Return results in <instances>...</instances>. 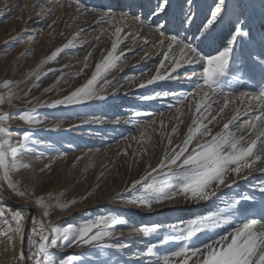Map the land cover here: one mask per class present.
<instances>
[{
  "label": "rangeland",
  "instance_id": "obj_1",
  "mask_svg": "<svg viewBox=\"0 0 264 264\" xmlns=\"http://www.w3.org/2000/svg\"><path fill=\"white\" fill-rule=\"evenodd\" d=\"M158 2L159 0H79L84 8L78 10L77 0H0V96L7 101L11 92L15 97L11 103L0 104V114L6 113L10 117L7 126L12 132L13 143L25 130L33 133V140L45 141L43 144L31 143V154L23 156V161L31 167L12 174V179L20 185L21 190L30 194L24 197L16 195L2 180L0 191L14 200H28L33 206L32 217L44 219L46 230L53 225L79 224L86 219L111 213L127 221V224L111 229L115 237L119 230L138 231L144 224L167 225L186 221L193 216L224 207L226 203L239 199L242 195L255 196L260 202L264 199L258 191L251 190V187L260 189L262 185H257V182L264 180L259 176L263 169H256L252 170L254 177H243L245 180L238 181L231 187L221 186L217 198L190 208L191 210L171 209L145 218L141 217V213L135 214L133 210L120 207L124 204H121L120 197L129 195L125 190L132 182L150 173L166 151H171L182 143L195 114L194 98L189 94H195L198 90L195 78L189 80L188 77L193 72L198 73L199 66L184 64L171 73L174 79L147 84L148 80L157 75L158 69L161 76L169 74L171 61L166 62L163 68L160 64L164 59L162 52L168 51L166 37L177 34L181 38H191L210 18L217 0H193L191 6L185 0H169L167 17L170 23L165 26L163 36L154 29V24L160 22L159 19L149 11ZM237 4L248 17L253 35L259 38L261 23L264 21V0H226L224 12L230 14ZM108 10L115 13L116 18L111 24L107 21L99 22L101 13ZM121 13L125 14L124 18L120 17ZM191 13L195 14L194 22L190 26L191 30L185 31L180 21ZM140 14L144 16V24L134 19ZM116 27L123 29L116 54L123 55L103 78L109 83L104 84L103 79L100 81L102 88L98 95L105 98L48 107V104L69 95L91 77L96 64L111 50ZM230 32L231 26L226 15L223 22L217 21L213 26L209 41L195 43L202 54H214L224 46ZM161 40L165 41L163 45ZM69 41H72L70 48L61 52L55 60L45 62L57 48ZM235 54L233 72L239 76V82H234L231 87L225 86V95L209 93L210 98L202 104V111L209 108L204 115L210 119L220 112L226 99L231 101L223 114L209 125L213 135L221 132L224 123L237 112L239 118L234 122L232 130L237 135H246L252 131L251 125L256 123V117L262 114L260 108L264 105V100L245 99L240 97V93L258 94L260 88L264 87V73L247 59L241 46H236ZM172 55L179 56L178 47H173ZM37 76L40 77L39 80ZM140 84L145 87H139ZM157 94L159 97L156 99H145ZM195 99L200 100L201 96H196ZM33 108L41 123L29 125L18 119L24 110ZM240 124H244V127L237 129L236 125ZM259 130H264V120L259 122L257 131ZM251 138L255 139V136ZM169 139L172 141L171 145L168 144ZM257 154L261 159L254 164L264 160V144L258 145ZM234 177L237 176L229 173L227 179ZM38 197H42L51 206L50 216L47 218L43 217L44 208L36 203ZM105 198H113V202L120 203V206L107 204L93 207ZM57 200L61 203H75L64 210H58ZM157 204L153 203L152 207ZM2 207L20 209L27 217L28 211L24 209L6 203ZM78 207L86 209L79 211L80 214L71 219L53 222L55 217ZM261 215L262 210L258 208L251 210L248 218H259ZM243 222V217L233 219L215 234H200L193 239L192 246L198 247L218 236L234 233ZM32 226L31 220L29 232ZM0 229V232L6 230L2 220ZM257 230L264 231V226H258ZM167 233L168 229L163 228L151 236H141L138 244L131 246L137 252L109 249L110 257H103V254L90 245L78 248L75 246L65 253H60L59 248L53 252L57 259L67 254L78 255L83 258L84 264H100L104 260H108L109 264L117 261L119 264H155L158 255L179 246V242L159 244V240ZM4 240L9 242L7 238ZM117 242L125 243L124 240H111L108 243ZM129 244L133 245L131 242ZM153 244L157 245L153 250L154 254L145 257L149 255L147 250ZM27 253L29 255L28 246ZM149 260L153 262H145ZM11 264L20 262L16 259Z\"/></svg>",
  "mask_w": 264,
  "mask_h": 264
},
{
  "label": "snow or ice",
  "instance_id": "obj_2",
  "mask_svg": "<svg viewBox=\"0 0 264 264\" xmlns=\"http://www.w3.org/2000/svg\"><path fill=\"white\" fill-rule=\"evenodd\" d=\"M185 3L191 6L193 0H185ZM225 3L226 0H217L215 7L210 12V18L203 23L201 28L197 29L196 33H193L191 38L187 36L181 38L177 34L166 37L168 51L162 52L164 59L161 60L160 64L163 68L166 62L171 61L169 74L161 76L159 75L160 69H158L157 75L148 80L147 84H152L157 80L174 79L175 77L171 73L176 72L184 64L199 66L200 71L198 73L193 72L192 76L188 77L189 80L195 78L196 90H198L195 94H189L193 95L194 98L195 114L182 143L172 148L171 151H166L157 167L152 168L150 173L132 182L129 188L125 190L129 195L120 197L124 203L136 204L150 209L153 203L171 201L177 196H183L186 202H210L218 197L221 186L231 187L236 183V180L228 181L229 173L239 177L244 169H251L254 163L261 159V156L257 154V147L259 144H264V130H257L259 122L264 120V105H261L260 108L262 114L257 116L256 123L251 125L252 131L246 135H237V132L232 130L234 122L239 118L238 112L227 123H224L221 132L215 135L211 132L209 125L223 114L225 108L231 103L230 100L226 99L224 107L210 119L204 115L209 111V108L206 107L202 111V104L210 98L209 93L225 95V86L231 87L234 82H239V76L233 72L237 45L245 51L247 59L264 73V21L261 23V34L257 38L253 35L248 17L240 5L237 4L236 8L228 14L224 12ZM168 7L169 0H159L155 8L149 10L151 15L160 21L154 24V29L161 36L164 35L165 26L170 23L167 17ZM83 8L84 5L77 0V9ZM86 11L94 12L96 10L86 9ZM194 15V13L188 14L185 19L180 21V25L185 31L191 30L190 26L194 22ZM226 15L231 26L229 38L225 40L224 46L216 50L214 54H202L195 42L209 41L213 26L217 21L223 22ZM124 16V13L120 14L121 18ZM115 18V13L108 10L101 13L99 22L107 21L111 24ZM134 19L141 24L145 23L143 14L136 15ZM122 31L123 29L120 27L115 28L113 33L115 39H113L111 50L96 64L91 77L69 95L48 104V107L80 104L94 98H105L98 95L100 88H102L100 81L110 69L116 66L117 61L123 55V53L116 54L118 45L121 43L120 34ZM160 43L163 45L165 41L161 40ZM71 46L72 41H69L57 48L46 58L45 62L55 60L61 52ZM174 46L179 48V56L172 55ZM37 79L39 80L40 77L37 76ZM103 83L108 84L109 81L103 79ZM139 87H145V85L140 84ZM196 96H201V99L196 100ZM158 97L159 94L145 97V99ZM240 97L258 101L264 100V87L260 88L258 94L240 93ZM14 98V94L9 92L7 101L3 96H0V104L11 103ZM9 118L6 113L0 114V180L5 182L7 188L13 193L24 197L30 193L21 190L20 185L12 179V174L31 167L30 164L23 161V156L31 154L32 149L29 148L31 143L43 144L45 141L33 140V133L25 130L20 138L13 143L12 132L7 126ZM18 119L29 125L41 123L35 108L24 110ZM205 119H207V123H205ZM246 123L247 121H245ZM236 127L237 129L243 128L244 124L236 125ZM173 131L175 132L176 129L174 128ZM252 136H255V139H252ZM171 143L172 141L169 139L168 144L171 145ZM46 167L48 166L46 165ZM244 178L247 179V177ZM259 191L264 198V187H261ZM255 200V196L242 195L239 199H233L226 203L224 207L216 208L206 214L193 216L186 221L167 225L144 224L140 226L138 231L143 236L148 237L158 233L163 228H167L168 233L159 240V244L179 242V246L175 250L158 255L155 264H264V231L257 230L258 226H264V199L261 201L262 215L259 218H248L251 205L254 204ZM245 201L248 203H243ZM36 203L44 208L43 217H49L51 206L47 205L42 197L36 198ZM71 203H75V201L61 203L57 200L56 207L58 210H64ZM241 217L244 218L245 222L234 233L218 236L215 240L203 243L198 247L192 246L191 242L200 234H215L217 230L229 225L233 219ZM27 219L28 217L20 209L13 210L0 207V220L3 221L6 228L2 235L11 241L13 248L17 242L19 243L20 251L15 259L20 264H27L28 261H31V264H84L83 258L75 254H67L57 259L53 250L61 247L90 245L105 256L108 255L107 250L109 249L128 247L123 243L105 242L106 238L113 236L111 229L118 225L127 224L125 219L115 214L109 213L86 219L79 224L53 225L48 230L45 229L44 219L37 220L32 217L33 226L26 236L24 225ZM12 236L17 239L12 241ZM25 240L29 250L27 256L23 250ZM156 248V244L151 245L147 250L148 254H154L153 250ZM100 264H109V262L104 260ZM115 264H119V262L117 261Z\"/></svg>",
  "mask_w": 264,
  "mask_h": 264
},
{
  "label": "bare ground",
  "instance_id": "obj_3",
  "mask_svg": "<svg viewBox=\"0 0 264 264\" xmlns=\"http://www.w3.org/2000/svg\"><path fill=\"white\" fill-rule=\"evenodd\" d=\"M256 169L257 170L263 169V171L261 170L262 172L260 174L259 173L258 174H259V176H262L261 179H264V160H263L262 162H260L258 164H254L252 169H250V170L247 169L244 174H241L239 177H234V178L228 179V181L236 180V182H238V181H241V180H245V179H243V177H247V179H250V178L254 177L253 171L256 170ZM258 184L262 185L261 187H263L264 180L261 181V182L260 181L257 182V185ZM251 188H252L251 190H254V192L258 191L260 193L258 188H253V187H251ZM0 193L3 194L1 191H0ZM6 197L11 199L9 196H6ZM12 200H14V199H12ZM14 201L30 204L28 200H19V201L18 200H14ZM121 202H122L121 204L124 203L123 201H121ZM3 203L4 202L0 199V207H2ZM247 203L248 202L245 201V204H247ZM107 204H109V205L115 204L117 206H120L119 205L120 203L113 202V198H110V199L105 198V199L99 201L98 204H96L93 207L103 206V205H107ZM204 204H205V202H199V203L186 202L183 196H180V197L178 196V198L175 199L174 201H164L163 203H159V204L155 205L154 207H151L150 209H146L143 206H139V205L131 204V203H129V204L124 203L123 206H120V207L133 210V212L135 214L136 213H138V214L141 213V217H145L146 218V216H148L150 214H154L156 212H164V211L171 210V209H183V210L186 211L187 209L193 208V207H195L197 205H204ZM90 208H92V207H90ZM258 208H261V202L258 201V200H255L254 204L251 205L250 211L254 210V209H258ZM21 209H24V210L28 211V206L23 207ZM85 209L86 208H80V207H78L77 209L76 208L72 209L70 212H66L65 215H61L60 217L59 216L55 217L53 222H56L58 220L71 219L75 215L80 214L79 211H82V210H85ZM4 231L5 230L0 232V264H11L14 260H16L15 257L17 256V253H19V251H20V245L17 242L16 245H15V248H13L12 243H11L10 240H9V242L6 241L7 242L6 243L5 240H4V236L2 235V233ZM137 232L138 231H136L135 229L134 230H123L122 229V230L117 231V233H115L116 234L115 237L113 235L112 237L106 238L105 242L108 243L111 240H115V241L116 240H119V241H123L124 240V242H125L124 244L128 245V247L125 248V249H119V251H124V252L129 251L130 253L137 252V251H134L132 249L133 247L131 248V246H136L138 244V240L140 239V237L143 236V234L141 235V233L138 234ZM11 239H12V241H15L17 238L15 236H12ZM130 242L133 243V245H130L129 244ZM74 247L75 246L70 247V248H59V252L60 253H65V252H68L70 250H73ZM82 250H85V249H82ZM107 252H108L107 256L111 255V250H108ZM102 256L104 257L105 255H102ZM146 256H150V255H145V257ZM153 261H155V260L153 259ZM153 261L149 260V261H145V262H153Z\"/></svg>",
  "mask_w": 264,
  "mask_h": 264
},
{
  "label": "water",
  "instance_id": "obj_4",
  "mask_svg": "<svg viewBox=\"0 0 264 264\" xmlns=\"http://www.w3.org/2000/svg\"><path fill=\"white\" fill-rule=\"evenodd\" d=\"M0 199L4 203H6L10 206H13V207L23 208V207L28 206V214H27L28 219L26 220L25 225H24L25 234L27 236V234L29 233L31 217L33 215V207L28 203H21V202H17V201H14L12 199H9L8 197H6L5 195H3L1 193H0ZM23 250H24L25 255L27 256L28 253H27V241L26 240H25V245H24ZM27 264H30V261H28Z\"/></svg>",
  "mask_w": 264,
  "mask_h": 264
}]
</instances>
